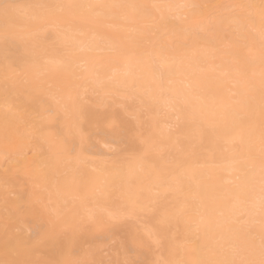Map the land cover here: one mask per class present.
<instances>
[{
  "label": "bare ground",
  "instance_id": "bare-ground-1",
  "mask_svg": "<svg viewBox=\"0 0 264 264\" xmlns=\"http://www.w3.org/2000/svg\"><path fill=\"white\" fill-rule=\"evenodd\" d=\"M230 2L33 0L26 16L1 14L22 52L0 44V264H70L59 259L81 246L84 221L99 231L142 213L163 264H264V0ZM47 26L65 48L37 42ZM89 91L145 108L135 157L70 156L68 141L84 144V126L111 116L84 104ZM166 108L181 138L162 126ZM19 173L33 181L24 212L10 192ZM31 217L49 223L38 241L20 232ZM45 248L51 260L36 262Z\"/></svg>",
  "mask_w": 264,
  "mask_h": 264
},
{
  "label": "rangeland",
  "instance_id": "rangeland-1",
  "mask_svg": "<svg viewBox=\"0 0 264 264\" xmlns=\"http://www.w3.org/2000/svg\"><path fill=\"white\" fill-rule=\"evenodd\" d=\"M0 1V16L6 10H15L19 13L18 15L26 16V10L34 6L33 0ZM2 1L4 2L2 3ZM6 5L8 6L7 8L5 7ZM5 30L6 24L1 21L0 17V44L5 43L7 45V57L12 59L15 57L17 58L22 52L20 43L22 39L14 35L11 36L6 34ZM55 31V27L47 26L41 28L39 31H34L33 34L38 36L36 39L37 42H40L44 46H50L61 50L64 46L59 48V45H57ZM5 35L8 37L7 40L4 38ZM64 48L61 51L63 53L64 51L66 52V49ZM13 66V71L18 75L20 82H23L24 76H21L23 75L21 68L16 66V64H13ZM51 88L53 89V87ZM84 100V104L90 108L93 107L98 114H101L100 116H102V114L103 117H105L104 114H111V116H107L101 125L93 123L91 127L84 126L83 134H85L87 140H85L86 142L84 141V144L78 142L76 139L68 141V152L70 153V156L72 155V157H75L80 151L79 149H81L84 150V152H87L84 153V156L90 154L92 157L93 154H95L96 156H93L95 159H104L107 162H123L124 160L127 161L139 154L142 148V143L138 139V136L142 134L144 122L148 118L147 111L139 102L129 101L128 97L125 96H107V98L104 99L105 103L99 104L100 102L98 103L97 100L100 101L101 97L95 91L87 92ZM129 102L131 104H129ZM96 103H98V105ZM45 109L47 110L45 116L49 117L52 121V132L57 136L55 139H64L63 118L61 120V116L47 104H45ZM168 111L170 114H173L170 116ZM160 113L161 114H158V117L161 119V122H163L161 123L162 126L170 132H174L176 137L181 138L179 131L182 122L175 115V112L166 108ZM138 118H141V121H139ZM28 155H31V152H29ZM167 156L165 157V160L166 164L169 165L174 159L169 155ZM15 177L18 179V187H15V189L13 188L14 190L10 189V192L12 193L11 195H13L10 196L16 198L17 194L20 193L21 196L24 197L21 203H24V205H22L24 207L21 206V211L24 212L26 211L25 209H27V201L25 200L30 196L33 181H31V178L24 174L22 175L21 173L16 174ZM20 194H18V196H20ZM161 201H163V199ZM47 205H50V202H47ZM88 212L89 210L86 213ZM86 215L88 216V214ZM27 220L20 232L24 231L26 235L30 236L34 241H38L49 229V223L42 218L31 217ZM109 224L105 230L99 229V231H97L93 230L92 221H84L83 232L86 238L82 240L81 246L71 248L68 255L59 260L63 262L70 261V264H75V262L78 261H89L94 262V264H163L166 262L162 245L154 239H147V237H149L148 231L152 228L147 213H142L140 216L130 215L122 219H110ZM18 230L19 229L16 231ZM70 233L71 231L69 229L63 228L59 233V237L61 240L68 241L70 239ZM134 238H140L141 240L137 243L133 241ZM42 251L43 252L39 254V258H37L36 262L39 263L40 260L43 259L44 262L50 261L51 256L48 248L42 249Z\"/></svg>",
  "mask_w": 264,
  "mask_h": 264
},
{
  "label": "snow or ice",
  "instance_id": "snow-or-ice-1",
  "mask_svg": "<svg viewBox=\"0 0 264 264\" xmlns=\"http://www.w3.org/2000/svg\"><path fill=\"white\" fill-rule=\"evenodd\" d=\"M6 8L8 7L7 5L5 6ZM6 40L8 39L7 35L4 37ZM75 264H94V262H89V261H78L75 262Z\"/></svg>",
  "mask_w": 264,
  "mask_h": 264
}]
</instances>
